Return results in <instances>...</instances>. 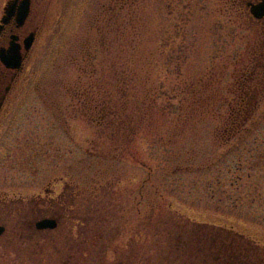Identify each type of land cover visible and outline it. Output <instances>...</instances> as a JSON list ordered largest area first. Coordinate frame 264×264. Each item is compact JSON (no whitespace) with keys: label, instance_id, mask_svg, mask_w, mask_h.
I'll list each match as a JSON object with an SVG mask.
<instances>
[{"label":"rangeland","instance_id":"obj_1","mask_svg":"<svg viewBox=\"0 0 264 264\" xmlns=\"http://www.w3.org/2000/svg\"><path fill=\"white\" fill-rule=\"evenodd\" d=\"M142 1L138 11L151 18L152 37L144 39L153 51L147 56L154 62L151 79L163 87L159 104L167 117L155 108L151 121L125 143L128 150L119 134L115 141L100 139L76 93L108 78L112 58L106 52L117 39L113 29L100 34L93 26L111 0H36L39 40L0 124V197H29L40 184L57 192L76 184L77 216L65 219L59 232L62 244L78 243L84 254L63 255V261L86 262L93 252L91 264L129 258L141 264H264V160L257 166L251 160L254 148L264 147V101L249 132L223 134L241 67L261 55L264 20H247L249 8L239 0L234 6L231 0ZM3 6L0 0V14ZM131 9L124 1L120 18ZM96 42H105L104 54L96 52ZM198 76L203 86L194 92L191 80ZM182 88L191 108L198 103L192 98L204 99L203 108L170 129ZM161 122L168 125L158 130ZM9 259L0 254V264Z\"/></svg>","mask_w":264,"mask_h":264},{"label":"trees","instance_id":"obj_2","mask_svg":"<svg viewBox=\"0 0 264 264\" xmlns=\"http://www.w3.org/2000/svg\"><path fill=\"white\" fill-rule=\"evenodd\" d=\"M124 1L126 0H111L105 12L100 13L102 16L98 15L96 20L94 16V31L97 30V33L99 29L101 34L103 28L107 32L113 29L117 43L114 50L109 49V52H106L112 58L109 60L110 72L106 74L108 78L103 79L102 77V81L94 80L80 86L76 97L81 104L82 116L94 124L100 139L109 136L115 141V135L119 134L123 137L124 145L125 143L127 145L132 142L133 135L142 130L145 120L148 123L151 121L149 119L153 117L155 108L159 109L164 117H167V110L165 106L159 104V99L162 98L161 94L165 92L161 90L162 86H157L151 79L154 62L147 56L152 55L153 51L152 46L144 40L152 37V33H150L151 18L138 11L139 3H142V0H129L132 9L123 18H120ZM238 2L240 7L241 5L246 6L244 1L239 0ZM231 3L234 6V0H231ZM246 19L255 20L250 14ZM98 22L100 25L97 24ZM260 36L262 38L261 43L257 46V51L259 55L261 54V58L255 55L246 67H241L242 72L237 77V86L234 88V106L229 110V116L224 125L223 134H234V138L249 132L255 126L256 122L253 120L257 117L264 101V28L260 32ZM101 38H106V35ZM104 43L101 42L102 46L100 45V47L96 42L98 49H94L96 52L98 51L97 53L104 54L102 50V47L106 46ZM191 84L194 86L190 85V89H193L194 92H198L203 86L199 76L191 80ZM158 88L160 89L158 90ZM153 90L154 92H152ZM181 94L183 98L180 100L177 116L171 120V125L168 126L170 129L178 127V124H181L182 120L186 121V118L195 117L203 108L204 99L192 98L194 102L198 103H195V107L191 108L192 103L189 102L191 98L188 101V98L185 97L188 95L186 89L182 88ZM197 94L199 93H191L190 96L198 97ZM185 102H187L186 107L183 106ZM183 116L185 117L182 118ZM157 125L159 130L168 124L165 125L161 122L155 124V126ZM260 144L264 145V141H261ZM126 145L124 150H128V145ZM254 151L257 152V155H252L251 160L257 166L261 160H264V147L254 148ZM243 164V162L240 163L239 168L243 167Z\"/></svg>","mask_w":264,"mask_h":264},{"label":"flooded vegetation","instance_id":"obj_3","mask_svg":"<svg viewBox=\"0 0 264 264\" xmlns=\"http://www.w3.org/2000/svg\"><path fill=\"white\" fill-rule=\"evenodd\" d=\"M25 1L29 2V11L23 19L20 7L22 8ZM10 6H16V11L6 23H3L2 19L7 16L6 10ZM39 6L36 0H4L0 14V124L9 112L8 100L12 96V90L21 79L28 62L33 58L39 40L42 25V21L39 20ZM11 53L20 57L18 67L14 66V62L8 64L5 62ZM50 186V184H40L37 193L25 198L9 197L7 194L0 197V203L9 206L0 209V254L9 255L10 259L7 262L12 260L11 264H17V259H22L20 264H25V261L30 264L33 256L39 257L37 264H42L44 260L49 264H91L94 259L91 255L94 254L93 252H87L89 254L86 262H81L77 256V262L71 259V261H63V255H77L84 252L83 246L78 243L69 242L68 246L62 244V236L59 232L65 219L71 221V218L77 216L75 215L77 211L73 213L76 184H64L59 192ZM69 207L71 212L68 215L66 211ZM45 223L47 225H44ZM117 249L121 250L120 246ZM104 252H110V248ZM52 254L54 257L51 256ZM136 261L129 258L117 264H141Z\"/></svg>","mask_w":264,"mask_h":264},{"label":"water","instance_id":"obj_4","mask_svg":"<svg viewBox=\"0 0 264 264\" xmlns=\"http://www.w3.org/2000/svg\"><path fill=\"white\" fill-rule=\"evenodd\" d=\"M248 6L250 7V12L252 13V15L258 19V20H262L264 19V0H261L260 2L258 3H248ZM16 6H10L7 10H6V15L3 19H2V22L3 23H6L15 13L16 9H15ZM20 10H21V17L24 19L26 17V15L28 14V11H29V2L28 1H25L23 3V6L22 8L20 7ZM22 19V20H23ZM29 42H31V39L28 41V46L30 45ZM8 58L5 60V62L8 64V63H11V62H14V66L15 67H18L20 65V57L15 54V55H11L9 54L7 56ZM44 225H47V223H45Z\"/></svg>","mask_w":264,"mask_h":264}]
</instances>
